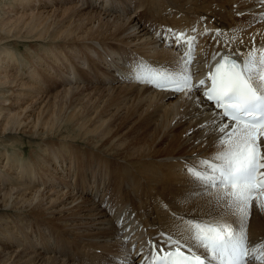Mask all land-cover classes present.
<instances>
[{"label": "bare ground", "instance_id": "bare-ground-1", "mask_svg": "<svg viewBox=\"0 0 264 264\" xmlns=\"http://www.w3.org/2000/svg\"><path fill=\"white\" fill-rule=\"evenodd\" d=\"M66 4L70 11L57 34L62 43L46 44L41 35L0 38V264H146L173 239L191 243L182 217L199 220L222 211L213 206L222 190L201 196L203 185L189 186L182 174L185 162L219 151L209 132L214 117L221 121L200 92L189 99L133 77L140 67L179 71L176 66L191 58L195 86L207 79L213 55L242 61L264 44V27L258 28L264 0H0L1 23L31 18L41 5L55 11ZM18 8L25 12L15 13ZM181 34L193 40L191 57L176 40ZM22 42L35 46L41 61L47 58L33 60L29 73L14 67L23 65L16 48ZM70 93L85 133L99 135L97 144L80 148L76 139L50 133L36 141L29 159L8 153L39 124L33 112L46 113L52 97ZM168 113L169 128L149 142L150 125ZM256 132L264 162V135ZM56 146L66 154L57 155ZM261 203L264 193L254 190L252 206ZM257 220L251 209L249 245L264 242L263 229L257 227L258 237L255 231L263 220Z\"/></svg>", "mask_w": 264, "mask_h": 264}, {"label": "snow or ice", "instance_id": "snow-or-ice-1", "mask_svg": "<svg viewBox=\"0 0 264 264\" xmlns=\"http://www.w3.org/2000/svg\"><path fill=\"white\" fill-rule=\"evenodd\" d=\"M176 40L188 46L191 57L193 40H186L183 34ZM217 55L212 59L216 60ZM191 65L189 58L176 66L179 71L140 67L133 78L157 90L184 92L189 99L199 92L200 86L211 81L202 95L220 110L215 116L221 123H216L214 117L209 132L215 135L213 147L218 146L219 151L192 164L185 162L182 174L188 176L189 186L203 185L201 196L213 189L222 190L213 204L222 211L199 220L182 217L187 220L182 231L191 243L173 239L167 250H155L148 264H264V242L249 245L246 236L254 189L257 184L264 189V173H259L264 162L258 156L256 132L260 128L264 135V44L249 49L242 61L221 56L207 79L195 86L191 84ZM200 127L202 131L208 130L207 125ZM257 206L264 208V204ZM182 249H187L188 254ZM161 252L163 255L159 256Z\"/></svg>", "mask_w": 264, "mask_h": 264}, {"label": "rangeland", "instance_id": "rangeland-1", "mask_svg": "<svg viewBox=\"0 0 264 264\" xmlns=\"http://www.w3.org/2000/svg\"><path fill=\"white\" fill-rule=\"evenodd\" d=\"M160 1H164V0H160ZM2 3H6V1H2ZM22 3V2H21ZM11 4V2L6 3V8ZM163 5V3H160L158 5H156L157 7H161ZM169 5V4H168ZM71 6V4H66L64 6L61 7V9L59 10H53L52 8L48 7L47 5H41V7H39V11H44V12H35V14L31 17V18H26V19H12L13 21L7 25L6 24H2L1 20H3L2 18H0V25L2 24L3 27L0 28V38H2L4 35H8L9 37H13L16 36L18 37L20 40H31L30 38H36L39 37L40 35L42 36V38H46L45 40H47L45 43L47 44H52V42H56V43H62V40L58 37V33L60 32V30L63 28V22L64 19L68 16L69 11L68 8ZM30 9H34L31 8ZM36 9V8H35ZM50 10H53L51 12H48ZM35 11V10H33ZM45 11H47V13H45ZM25 11H23L22 8H18L15 10V13H23ZM63 13L65 15H63ZM13 18V17H12ZM16 20V21H15ZM263 23V22H262ZM260 24L258 26L259 29H262L264 27V23ZM262 27V28H261ZM2 30V31H1ZM7 33V34H6ZM70 33L72 35H79L80 32L79 30H75V29H71ZM44 44V42H42ZM27 43H23L18 44L16 48L18 51V55L19 56V60L21 61L22 64H18V65H14V67L20 69V67H22V69L25 71V73H29L30 70L33 69L32 66H34V61L38 60V62H43L46 61V59H43L41 61L40 57V51L36 50L35 46L30 45ZM25 45V46H24ZM15 47V46H13ZM27 47V48H25ZM30 60H32V62H30ZM34 60V61H33ZM28 65V66H26ZM142 64H140L141 66ZM62 66V63L59 65ZM29 68V69H28ZM49 69V65L48 63H46V65H43V69ZM46 71V70H45ZM13 72V71H11ZM56 76H54V74L52 75L54 78L57 77V74H55ZM18 78H20V76H18ZM51 93H53V91H46V95H50ZM74 95L75 93H70L68 95H63V96H58V97H52L49 101V103L47 104V106L42 110H47L46 113L43 112H33L34 114V119L38 118L39 124L38 125H32V129L29 131H26L25 137H23L21 139L20 142H16V147L10 151H8V153H12L16 156L19 157H23V158H31V153L34 150L35 147V143L36 141H39L41 138H43V136H46L50 133L58 134L60 136H65L68 137L69 139H76L74 141L77 142V145L80 146V148H86L88 146H86L87 142L90 141L92 143H96L97 141H99L100 137L99 135H95V134H91V133H85V128H82V125L80 124V115H79V111L77 110H73L72 109V104L74 102ZM86 108L88 109V106H86ZM17 109V108H14ZM85 109V108H84ZM18 110V109H17ZM75 114H74V113ZM169 114V113H168ZM167 119L163 118L161 120V123H159L157 126H151L152 128L148 134L147 139L149 140V142H152L154 139L160 138L162 136V134L164 132L167 131V129L169 128V124L167 122H169V120L172 117V114H169L167 117ZM21 119V113H19V115L16 117V119L14 120V122H18ZM48 123L46 124V129L43 130H39V128H41V125H43L44 123ZM139 124H141L142 122L138 121ZM41 124V125H40ZM148 124V123H147ZM17 125V124H14ZM149 125V124H148ZM41 134V135H40ZM100 134V133H98ZM28 135V136H27ZM90 136V137H89ZM93 136V137H92ZM72 137V138H71ZM91 139H93L91 141ZM35 140V141H34ZM75 143V142H74ZM94 145V144H92ZM97 147H99L100 145H96ZM57 150V151H56ZM66 147L64 146H56V153L57 155H64L66 154L65 152ZM10 155V154H8ZM262 204V203H261ZM251 209H252V213L255 215V218H258L257 221H262L263 223H261V226L256 225L255 227V231L257 229V233L258 234L259 229H263L264 231V226L262 227V225H264V208L258 207L256 206V208H254L252 206V208H250V214H251ZM229 220H231V216L227 217ZM261 219V220H260ZM258 227V228H257ZM261 234H263L264 232L262 230H260ZM253 237L255 238L256 234H254V230H253ZM259 236V234L257 235V237ZM261 236V235H260Z\"/></svg>", "mask_w": 264, "mask_h": 264}]
</instances>
